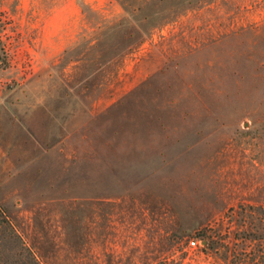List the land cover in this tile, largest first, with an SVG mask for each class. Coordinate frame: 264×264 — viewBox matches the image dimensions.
I'll return each mask as SVG.
<instances>
[{
    "label": "rangeland",
    "instance_id": "374dc122",
    "mask_svg": "<svg viewBox=\"0 0 264 264\" xmlns=\"http://www.w3.org/2000/svg\"><path fill=\"white\" fill-rule=\"evenodd\" d=\"M0 79L37 264H264V0H0Z\"/></svg>",
    "mask_w": 264,
    "mask_h": 264
},
{
    "label": "trees",
    "instance_id": "16d2710c",
    "mask_svg": "<svg viewBox=\"0 0 264 264\" xmlns=\"http://www.w3.org/2000/svg\"><path fill=\"white\" fill-rule=\"evenodd\" d=\"M8 246H11L14 252L12 255L1 256L0 264H37L0 205V248L5 250Z\"/></svg>",
    "mask_w": 264,
    "mask_h": 264
},
{
    "label": "crops",
    "instance_id": "0c3cea01",
    "mask_svg": "<svg viewBox=\"0 0 264 264\" xmlns=\"http://www.w3.org/2000/svg\"><path fill=\"white\" fill-rule=\"evenodd\" d=\"M148 72H150V71L146 68V70L144 71L143 74H141V76H138L136 78L130 77L129 79L125 78V80H124V82H125V89L127 87L133 85L134 82H138V81L142 80L147 74H149ZM106 83H108V82H106ZM101 90L102 89H99V90H96V91L97 92H100ZM109 91L110 90H107V91H105L103 93L101 92V94H103V98L106 99L104 105L109 102V99L111 97H117L118 96V93H116V92L115 93H109ZM62 97H64V95H62ZM67 97H68V95H66L65 98H67ZM99 97H101V96L99 95ZM39 102H40L41 105H43V101L40 100ZM64 111H65V113H69L70 112V106H69V103L67 101H66L65 106H64Z\"/></svg>",
    "mask_w": 264,
    "mask_h": 264
},
{
    "label": "built area",
    "instance_id": "2783aa9c",
    "mask_svg": "<svg viewBox=\"0 0 264 264\" xmlns=\"http://www.w3.org/2000/svg\"><path fill=\"white\" fill-rule=\"evenodd\" d=\"M11 63V62H10ZM30 60L29 59H25L23 66L21 67V72H20V76L21 77H26V75H28V73H30ZM2 86H4V81H2L0 79V89L2 88ZM190 245H194L196 240L194 239H190L189 241Z\"/></svg>",
    "mask_w": 264,
    "mask_h": 264
}]
</instances>
